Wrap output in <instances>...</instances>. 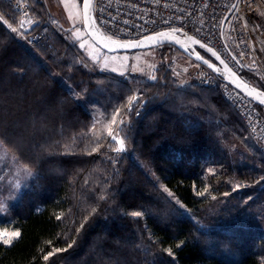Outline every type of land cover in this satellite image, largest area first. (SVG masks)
Returning a JSON list of instances; mask_svg holds the SVG:
<instances>
[{"label": "trees", "instance_id": "obj_1", "mask_svg": "<svg viewBox=\"0 0 264 264\" xmlns=\"http://www.w3.org/2000/svg\"><path fill=\"white\" fill-rule=\"evenodd\" d=\"M1 4L3 12L11 11ZM35 5L43 9L37 1ZM26 45L0 19V141L37 175L31 200L12 208L10 221L19 235L10 244L0 241V264H264V232H232L229 243L236 246L223 245L229 256L214 253L203 242L204 233L165 200L143 171L133 170L127 155L115 165L104 154L69 152L90 124L80 100L97 103L105 93L110 99L103 113L110 114L127 104L131 89L123 77L89 72L64 44L55 56L50 54L56 47L49 51ZM160 69L156 82H134L148 107L141 116L130 114L124 145L163 164L156 172L165 186L184 207L199 210L206 200L197 198V191L205 190L206 183L197 169L191 173L174 166L166 146L187 139L178 131L184 111L180 105L197 102L213 121L227 108L220 100L202 102L199 95L180 92L172 72ZM249 82L264 90V85ZM232 110L235 123L256 142ZM147 117L150 122L144 121ZM210 147L214 145L206 149ZM137 211L141 215L133 216Z\"/></svg>", "mask_w": 264, "mask_h": 264}, {"label": "rangeland", "instance_id": "obj_2", "mask_svg": "<svg viewBox=\"0 0 264 264\" xmlns=\"http://www.w3.org/2000/svg\"><path fill=\"white\" fill-rule=\"evenodd\" d=\"M35 2L36 0H31L35 12L27 18L20 17L11 11L3 12L4 6L0 5L1 21L4 23L7 20L8 23H4L7 27L10 24L12 28H16V35L25 45L28 35L39 28L32 22L35 21L37 24L41 18L40 15L43 14L53 22L55 28L56 53L50 54L51 56L57 55L60 52V46L64 44L76 56L82 67L89 72L119 78L140 74L144 69H148V77L152 83L157 80L159 68L163 69L168 63L173 62L174 66L171 70L167 66L166 69L176 77L177 90L187 92L193 97L199 95L202 102L208 98H211L213 102L220 100L227 108L226 113L222 111L217 114L219 120L213 121L208 113L209 110H206L204 106L197 102H189L183 106L180 105L181 100L179 105L184 111L177 120L178 131L187 139L183 143L177 142L170 145L167 143L166 146L174 166H182L191 173L197 169L199 177L206 183L205 190L197 191V198L205 197L204 200H206V205L199 210L184 207L165 186L156 172L158 160L155 162L156 160L149 157L143 158L142 155L133 152L130 145L129 149L125 148L124 127L132 118L131 112L125 104L110 114L103 113L104 103L110 99L105 93L102 96L103 99L97 100L98 104L92 102L87 104L80 100L90 114L89 128L67 150L69 152L84 150L95 156L104 154L112 158L115 165L127 155L135 166L133 170L143 171L162 192L165 200L182 216L191 219L198 231L204 233L203 242L206 246L211 245L214 253L229 256V250L223 245L230 242L229 236L232 232L237 230L253 231L252 233L264 232V155L259 151V144L248 136L239 123H235L237 122L235 113L218 88H200L192 85V75L198 63L171 46L132 53H106L86 36L82 27L81 13L79 18H74L70 0H63L64 4L61 7L58 5L54 12L48 14L43 9L39 10ZM85 41L87 43L81 48L80 45ZM249 81L263 87V84L257 80ZM68 90L70 94L76 96L77 93L72 86H69ZM101 90L102 88L97 90L98 94L102 93ZM180 97L181 95L178 96L179 100ZM213 112L216 113L217 108L212 109L211 113ZM144 121L150 122L151 119L147 117ZM121 141L123 142L122 150L117 151L121 149ZM101 142H103L102 145ZM209 145L214 147L207 150L206 147ZM16 153L7 149L0 141V241L4 244H10L18 237L14 235L18 232L14 229L13 221H10V216L13 214L12 208L25 198L31 200V195L36 191V173L23 166ZM161 165L163 166V164L159 166ZM197 165L198 168H196ZM221 183L224 184L223 187H220ZM212 184L218 186H214L213 189ZM211 232H216L219 236L211 239L208 235ZM5 240L9 242L5 243ZM229 246L236 245L229 243Z\"/></svg>", "mask_w": 264, "mask_h": 264}, {"label": "built area", "instance_id": "obj_3", "mask_svg": "<svg viewBox=\"0 0 264 264\" xmlns=\"http://www.w3.org/2000/svg\"><path fill=\"white\" fill-rule=\"evenodd\" d=\"M1 1L23 18L35 12L31 0ZM93 16L100 32L119 41L180 30L212 48L245 81L252 78L264 85V0H94ZM32 24L39 28L28 35L27 44L55 50L53 22L42 16ZM166 66L171 70L174 63ZM148 76L144 69L123 77L131 89L127 109L135 117L145 112L148 99L134 89V82L152 83ZM192 85L218 88L264 153V111L259 106L200 64ZM133 97L137 99L130 104Z\"/></svg>", "mask_w": 264, "mask_h": 264}, {"label": "water", "instance_id": "obj_4", "mask_svg": "<svg viewBox=\"0 0 264 264\" xmlns=\"http://www.w3.org/2000/svg\"><path fill=\"white\" fill-rule=\"evenodd\" d=\"M83 3L84 0H81V18L83 30L86 36L91 40V42L102 51L109 54L132 53L148 51L162 46H171L194 62L205 66L221 81L229 84L231 87L236 89L246 98H248L250 101L264 110V90L256 87L249 81H245L244 79H242L226 63L221 64L220 61L222 59L220 58V60H217L216 57L212 56L211 53L207 51V48H209L208 46L205 45V47L202 48L199 44L193 43V41L196 40L195 38L187 35L180 30L173 32V29H167L149 34L135 40L120 41L121 44L126 43L130 45L128 47H121L118 44L111 43V41L107 39L108 36L100 32V30L98 29L93 16L94 0H89L90 8L88 12L89 16L91 17V24L93 25V27H85ZM158 33H167L168 35L165 37H160L157 35ZM148 36L156 37L155 45L152 44V41L146 39V37ZM189 37H191V39H189ZM137 41H143L144 43L141 46H131L134 45ZM197 55H199L203 59H197ZM204 60H208L209 63H212L215 66V69L209 68L207 64L204 63ZM216 69H218V71Z\"/></svg>", "mask_w": 264, "mask_h": 264}, {"label": "snow or ice", "instance_id": "obj_5", "mask_svg": "<svg viewBox=\"0 0 264 264\" xmlns=\"http://www.w3.org/2000/svg\"><path fill=\"white\" fill-rule=\"evenodd\" d=\"M89 8H90L89 0H84L83 9H84V24H85V27H93V25L91 24V17L88 14ZM4 23L7 24L8 23L7 20H5ZM8 27L11 28V30L13 32H16L17 31V29L16 28H12V26L10 24L8 25ZM77 31H79V30H77ZM176 31H177V29H173V32H176ZM25 32H27V30H25ZM157 35L160 36V37H165L168 34L167 33H158ZM107 39H109L111 41V43L118 44L121 47H128V46H130L129 44H126V43L125 44H121L119 40H112L111 37H107ZM146 39L149 40V41H152V44L155 45V43H156V37L148 36V37H146ZM189 39H191V37H189ZM86 43H87V41H85L84 43H82L80 45L81 48H83ZM143 43H144L143 41H137L134 45H131V46H141V45H143ZM193 43L199 44L200 47H202V48L205 47V45L204 44H201L199 40H194ZM207 51L210 52L212 56L216 57L217 60H220V57L217 55V53L215 51L212 50V48H210V47L207 48ZM197 59H203V58L200 57L199 55H197ZM220 62H221V64L224 63L222 60ZM204 63L207 64V66L209 68L215 69V66L212 63H209L208 60H204ZM216 70L218 71V69H216ZM136 99H137L136 97H133L132 98V101H130V104L132 102L136 101ZM113 121L115 122V117H113ZM110 135H111V133H110ZM113 139H115V137H113ZM120 143H121V149H117V151L122 150L123 142L121 141ZM165 191H167V189H165ZM132 215L133 216H136V217H139L141 215V213L137 211V212H133ZM14 235L18 236L19 233H15ZM4 242L5 243H8L9 241L5 240ZM45 259H48V257L46 256Z\"/></svg>", "mask_w": 264, "mask_h": 264}, {"label": "crops", "instance_id": "obj_6", "mask_svg": "<svg viewBox=\"0 0 264 264\" xmlns=\"http://www.w3.org/2000/svg\"><path fill=\"white\" fill-rule=\"evenodd\" d=\"M41 4L43 10L48 14L54 12L56 7H61L64 3L63 0H36ZM71 11L74 13V18H79L81 13V0H70ZM62 9V8H61Z\"/></svg>", "mask_w": 264, "mask_h": 264}]
</instances>
